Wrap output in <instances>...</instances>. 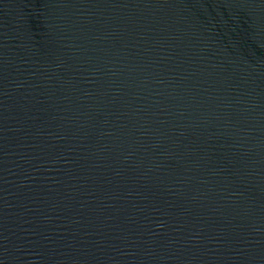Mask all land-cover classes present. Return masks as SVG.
Here are the masks:
<instances>
[{"label":"water","instance_id":"obj_1","mask_svg":"<svg viewBox=\"0 0 264 264\" xmlns=\"http://www.w3.org/2000/svg\"><path fill=\"white\" fill-rule=\"evenodd\" d=\"M0 264H264V0H0Z\"/></svg>","mask_w":264,"mask_h":264}]
</instances>
